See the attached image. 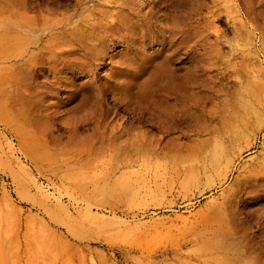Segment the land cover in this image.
<instances>
[{
	"label": "rangeland",
	"instance_id": "rangeland-1",
	"mask_svg": "<svg viewBox=\"0 0 264 264\" xmlns=\"http://www.w3.org/2000/svg\"><path fill=\"white\" fill-rule=\"evenodd\" d=\"M221 4L203 0L176 55L156 52L159 35L148 31L134 61L117 47L104 66L66 75L72 95L47 97L53 77L39 71L54 44L49 26L75 13L70 28L82 32L85 16L104 24L117 8L0 0V264H264L222 252L239 242L228 204L264 159V0ZM192 67L195 115L162 133L144 119L172 112L167 94ZM132 81L149 109L144 123L127 95Z\"/></svg>",
	"mask_w": 264,
	"mask_h": 264
},
{
	"label": "bare ground",
	"instance_id": "bare-ground-1",
	"mask_svg": "<svg viewBox=\"0 0 264 264\" xmlns=\"http://www.w3.org/2000/svg\"><path fill=\"white\" fill-rule=\"evenodd\" d=\"M210 1L212 5L221 3L225 5L228 2V0ZM86 2L93 3V7L101 3L112 5L114 8H117V12L114 15L116 19L101 24L97 19L85 16L81 20L83 31L74 32L73 28L70 27L74 24L73 19L76 14L72 13L49 26L48 33H51L49 40L51 43L54 42V44L52 48L44 46V53L50 52V54L47 58L48 62L42 65L39 71V74L49 72L53 77V81L46 85L47 90L45 94L47 97H53L61 92L69 94L70 92L68 93L64 88L68 82L66 78L67 74H70L72 77L75 73L90 72L91 67L94 65L100 64L104 66L105 60L112 57V53L117 47H120V51L129 52V57H127L134 61L146 49L145 33L148 31H153L159 35L158 41L156 40L158 42L156 44V52L164 50L165 57L176 55L179 50L186 47L187 39L195 29L192 26V21L199 15L200 7L203 5V0H86ZM129 18L136 25V28L131 31L127 30L126 25L122 23L124 19ZM119 30L126 32L122 36L117 37L116 32ZM135 32H138L139 35H135ZM147 66L148 62L144 60L141 64L140 75H143ZM193 67L192 69H188L181 81L178 80V83L174 82L172 84L171 91L168 94L166 93V99L163 98L165 99L166 106L172 112L167 116H163L165 117L163 119L157 118V120H154L151 116L146 120L144 119L145 122L155 123L162 133H170L182 129L189 123V120H191L196 112L194 110L196 108V102L194 101L196 94L194 90L198 86L196 70ZM112 70L111 68L108 69L107 75L112 74ZM64 71H67V73H63ZM124 76L116 77V81L124 78ZM133 81L130 83L127 95L132 98V110L138 112L137 115L139 117L137 120L143 121L144 116L149 115L147 113L149 109L147 108V111L143 113L145 110V106H142L144 102L142 104L138 93L132 92L136 87ZM161 92L163 93V91ZM187 93L192 99V107L189 112L186 110L184 102V98L188 97ZM68 96L67 98H69ZM78 99L81 98L79 97ZM182 102L184 103L182 104ZM217 162L218 158L216 157L212 161V165ZM229 175L230 170L226 172L225 180ZM233 196V202H230L228 206L231 208L232 222L237 229L235 240L239 242L237 243V248H232V246L230 247L232 249H230L223 246L222 252L225 256L229 257L228 255H230L231 258L235 257L238 260L246 257L261 262V260H264V245L261 241L264 229V204L262 203L264 201V159L247 170ZM239 206H242V210L238 209ZM254 229H261L262 232L256 233L257 231ZM230 257L228 259H231Z\"/></svg>",
	"mask_w": 264,
	"mask_h": 264
}]
</instances>
